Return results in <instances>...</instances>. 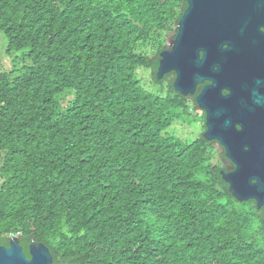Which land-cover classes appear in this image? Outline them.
Wrapping results in <instances>:
<instances>
[{
  "label": "trees",
  "instance_id": "1",
  "mask_svg": "<svg viewBox=\"0 0 264 264\" xmlns=\"http://www.w3.org/2000/svg\"><path fill=\"white\" fill-rule=\"evenodd\" d=\"M186 7L0 0L6 53L29 61L0 72V234L44 236L68 264H264V236L208 142L166 132L204 122L172 74L155 78L160 35L175 27V38Z\"/></svg>",
  "mask_w": 264,
  "mask_h": 264
},
{
  "label": "water",
  "instance_id": "2",
  "mask_svg": "<svg viewBox=\"0 0 264 264\" xmlns=\"http://www.w3.org/2000/svg\"><path fill=\"white\" fill-rule=\"evenodd\" d=\"M187 7L177 24L174 39L159 53L156 80L174 73L173 89L182 96H193L198 85L208 81L195 98L205 113L204 140L234 138L238 97L230 91L245 52L258 50L257 16L261 0H186ZM229 157L234 160L231 154ZM237 171L231 173L229 192L240 201ZM245 190H247L245 188ZM37 257L33 259L36 260Z\"/></svg>",
  "mask_w": 264,
  "mask_h": 264
},
{
  "label": "flooded vegetation",
  "instance_id": "3",
  "mask_svg": "<svg viewBox=\"0 0 264 264\" xmlns=\"http://www.w3.org/2000/svg\"><path fill=\"white\" fill-rule=\"evenodd\" d=\"M261 3L256 24L258 50L244 53L230 90L221 91L223 97L228 96L230 91L238 97L239 114L234 138L223 139L222 145L215 140L205 141L209 144L211 165L213 168L219 167L221 180L232 197L229 180L231 173L237 171L238 186L244 187L239 189L238 194L244 199H233L243 212L248 213L264 236V0ZM172 75L174 82L176 75ZM208 84L205 81L198 85L195 94L186 98L195 99L202 87ZM202 126L204 133L207 130L205 113ZM34 257H37L36 260ZM0 264H68V261L64 253L57 252L47 244L46 237L18 231L0 234Z\"/></svg>",
  "mask_w": 264,
  "mask_h": 264
},
{
  "label": "rangeland",
  "instance_id": "4",
  "mask_svg": "<svg viewBox=\"0 0 264 264\" xmlns=\"http://www.w3.org/2000/svg\"><path fill=\"white\" fill-rule=\"evenodd\" d=\"M174 29L173 31H169L167 33H164L160 35L163 40L166 41L164 46H167V40L172 39L174 36ZM159 37V39H161ZM6 39L4 36L0 33V72H11L13 76L18 75L21 70L25 66L29 64L28 58L26 57L27 50H21L18 52H12L10 54L6 53ZM147 46H143V50L146 49ZM149 48L146 49L145 54H150ZM150 71L147 70H137V77L141 80L142 86L144 89L148 91H154L156 86L152 85L150 83ZM195 114L201 115L200 110H196ZM183 122H175L172 124V126L166 130L168 134H173L176 137H178L180 140H182L185 143H190L194 139H196L198 136L202 135V118L197 117L194 120L190 119L189 121ZM188 123V124H187ZM1 160V159H0ZM2 180L0 179V183ZM256 227V226H255Z\"/></svg>",
  "mask_w": 264,
  "mask_h": 264
}]
</instances>
